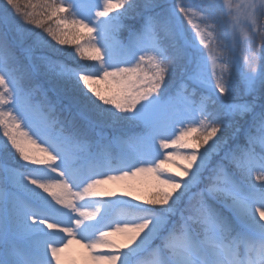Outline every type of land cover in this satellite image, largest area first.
<instances>
[{"label": "snow or ice", "instance_id": "1", "mask_svg": "<svg viewBox=\"0 0 264 264\" xmlns=\"http://www.w3.org/2000/svg\"><path fill=\"white\" fill-rule=\"evenodd\" d=\"M217 11L264 0L0 3V264H264V48L218 63ZM145 173L147 199L100 190Z\"/></svg>", "mask_w": 264, "mask_h": 264}, {"label": "rangeland", "instance_id": "2", "mask_svg": "<svg viewBox=\"0 0 264 264\" xmlns=\"http://www.w3.org/2000/svg\"><path fill=\"white\" fill-rule=\"evenodd\" d=\"M172 0H162L161 3L171 4ZM188 3H198L199 0H186ZM226 3H231L233 9L244 5L249 2V0H225ZM119 11H122L120 9ZM241 11H243L241 9ZM217 15L220 21V30L215 33L216 41H215V49L216 53L221 57L218 60V63H225L226 58L230 59L231 53L229 51L230 48L235 47L237 50V54L240 57L241 63L244 62L245 59H250L253 56L256 57V67L259 68V53L262 48H264V17H258L256 20V25L253 28L251 26V21H244L243 17H241V23L238 26H233V18H227L228 23L225 24L224 18L221 16L220 12L217 11ZM199 23V20L194 21ZM124 23H131L130 19H126ZM185 26L190 29V26L187 25V21H185ZM71 28V26H69ZM203 27V25H201ZM76 31H80L83 33L82 29H76ZM222 33V34H221ZM127 37L126 32H121L119 38L121 40H125ZM207 54V53H206ZM231 69V65H228ZM211 69V65H210ZM179 83V78H173L168 82L166 91L173 92ZM3 135L2 129H0V136ZM195 135V134H193ZM29 147L35 151L36 155L40 158H44L45 154L40 152L36 146L29 145ZM177 164L183 163L182 160L177 159ZM170 170L172 173L180 172V169L173 163H165L163 166ZM253 180L255 181V175H253ZM258 182V181H257ZM157 185L156 178L148 173L141 174L137 177L124 180V181H109L107 184L101 186L102 193L112 192L119 195L125 191L131 192L133 196H139L141 200L147 199L150 197L152 191L155 190ZM114 197H109L106 195H102L98 198L93 199H112ZM130 198V197H129ZM90 210V209H88ZM112 215H117L120 213H127L130 209L124 207H116L111 209ZM46 227V226H45ZM55 231V230H49ZM116 239H121L119 236L115 237ZM61 264H91L90 257L88 256L87 250L82 247L81 244L75 243V241L62 253H60Z\"/></svg>", "mask_w": 264, "mask_h": 264}, {"label": "trees", "instance_id": "3", "mask_svg": "<svg viewBox=\"0 0 264 264\" xmlns=\"http://www.w3.org/2000/svg\"><path fill=\"white\" fill-rule=\"evenodd\" d=\"M162 0H157L158 3H161ZM26 2V0H21V4L23 5L24 3ZM33 3H39V4H43L44 0H32ZM0 3H3V0H0ZM163 4V3H161ZM168 4V3H167ZM217 18L219 19L218 15H217ZM48 24H53L54 23V18H53V21H48L47 22ZM222 25V24H220ZM47 26V25H46ZM37 31H41V29L37 28L36 29ZM222 34V33H221ZM69 39H73L74 38V34L72 32V29L69 27V36H68ZM71 48H73L74 46H68ZM101 87H104L103 85H101Z\"/></svg>", "mask_w": 264, "mask_h": 264}]
</instances>
